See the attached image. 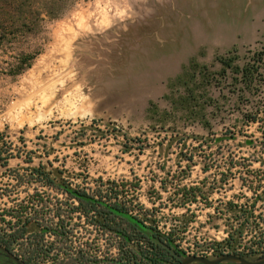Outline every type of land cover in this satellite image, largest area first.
Segmentation results:
<instances>
[{"label":"rangeland","instance_id":"rangeland-1","mask_svg":"<svg viewBox=\"0 0 264 264\" xmlns=\"http://www.w3.org/2000/svg\"><path fill=\"white\" fill-rule=\"evenodd\" d=\"M0 5L13 17L12 34L0 38V135L14 156L0 167V226L12 198L36 194L41 223H67V252L81 248L85 264H110L118 239L82 213L67 214L76 201L13 176L44 167L86 189L124 183L127 204L142 205L130 211L182 256L254 246L250 236L232 248L218 243L234 224L229 201L264 217V0ZM191 187L195 201L180 205ZM12 247L22 255L23 246ZM56 264H68L61 251Z\"/></svg>","mask_w":264,"mask_h":264},{"label":"trees","instance_id":"trees-1","mask_svg":"<svg viewBox=\"0 0 264 264\" xmlns=\"http://www.w3.org/2000/svg\"><path fill=\"white\" fill-rule=\"evenodd\" d=\"M11 18L13 17L9 16L6 7L0 5V38H5L7 34H12L13 23ZM33 57V55L25 56L24 59L32 60ZM246 76L248 77V82L251 83L253 81L251 72L247 71ZM263 80L264 77L259 81L262 82ZM12 145L11 142L4 140L3 136L0 135V167H7L8 160L14 157L10 147ZM3 147L6 148L5 151ZM2 152H4L3 156ZM29 159L24 161L29 163L31 161ZM13 176L20 184L39 183L47 193L50 191L56 194L60 193L68 199L76 201L77 205H68L70 210L67 214L82 213L86 216L88 223L109 232L112 239H118L119 247L112 246V249L108 252L110 264H142L144 261L162 264L164 261L176 260L170 252L173 240L148 226L145 223V219L130 211L131 207H139L140 209L142 205L133 201H131L130 205L127 204L125 193L127 190L124 183L115 181L103 183L101 181L97 187L86 189L78 185L72 186L60 171H47L44 167L30 168L25 175L16 174ZM25 177L26 179L24 180L23 178ZM189 190L191 193L188 194L193 198L186 200L188 199V194L184 191L182 194L183 199H181L183 202L179 203L180 205L184 206L188 202L195 201V194L192 193L194 188L191 187ZM132 195L135 197V194ZM0 196H3V194H0ZM35 196L36 194H31L23 202H18L17 198H12L13 205L4 208L10 220L4 221L1 219L4 223L0 226V245L13 254L14 248L12 246L14 244L23 246L21 250V261L23 264H39L45 258H50L52 263L56 264L57 255L60 251L66 256L68 264H85L89 256L81 248L76 251L75 256L65 250L67 241L73 242V239L69 238L71 233L67 229V223L64 220L49 224H43L39 221L37 217L39 210L34 207L35 202H32ZM185 201L187 202L185 203ZM41 205V207H44L43 203ZM228 205V210L231 212L227 215V220L234 221V224L227 226V237L218 244L225 243L228 248H232L233 245H241L242 242L240 241L246 236H250L249 238L254 242V246L239 251L237 248H232V253L247 258L251 257V255L264 253V217L262 214L252 212L253 209L251 208L253 206L247 209L230 201ZM61 213L62 211L57 210L54 216L58 217ZM89 214L91 216H88ZM30 224H36L38 231L29 232L27 226ZM47 236H54L55 241L46 245V242L48 243L46 240ZM58 243L61 245L58 246ZM255 246L259 247L260 251L254 249ZM114 250L116 251L114 252ZM176 251L180 250L176 249ZM220 253H223V250ZM93 259L92 262H96L95 256Z\"/></svg>","mask_w":264,"mask_h":264},{"label":"water","instance_id":"water-1","mask_svg":"<svg viewBox=\"0 0 264 264\" xmlns=\"http://www.w3.org/2000/svg\"><path fill=\"white\" fill-rule=\"evenodd\" d=\"M172 256L178 261L177 264H220L223 262H231L234 264H264V255L257 257L254 260L248 259L245 256L234 253H222L214 258H209L203 255H186L182 256L178 252L170 248Z\"/></svg>","mask_w":264,"mask_h":264},{"label":"flooded vegetation","instance_id":"flooded-vegetation-1","mask_svg":"<svg viewBox=\"0 0 264 264\" xmlns=\"http://www.w3.org/2000/svg\"><path fill=\"white\" fill-rule=\"evenodd\" d=\"M0 264H23L13 253L0 246Z\"/></svg>","mask_w":264,"mask_h":264},{"label":"built area","instance_id":"built-area-1","mask_svg":"<svg viewBox=\"0 0 264 264\" xmlns=\"http://www.w3.org/2000/svg\"><path fill=\"white\" fill-rule=\"evenodd\" d=\"M1 246V245H0ZM1 247H4V246H1ZM14 251V255L19 259V260H21V256L22 255H20V254H16V252H15V250H13Z\"/></svg>","mask_w":264,"mask_h":264}]
</instances>
